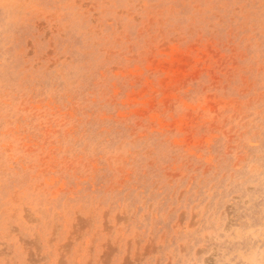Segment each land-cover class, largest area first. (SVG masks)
<instances>
[{"label": "rangeland", "instance_id": "rangeland-1", "mask_svg": "<svg viewBox=\"0 0 264 264\" xmlns=\"http://www.w3.org/2000/svg\"><path fill=\"white\" fill-rule=\"evenodd\" d=\"M0 264H264V0H0Z\"/></svg>", "mask_w": 264, "mask_h": 264}]
</instances>
